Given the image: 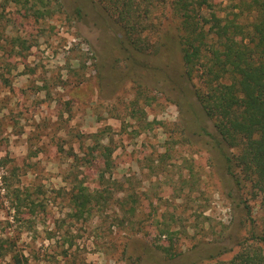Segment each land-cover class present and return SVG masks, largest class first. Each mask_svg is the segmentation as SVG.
I'll list each match as a JSON object with an SVG mask.
<instances>
[{
  "label": "rangeland",
  "instance_id": "rangeland-1",
  "mask_svg": "<svg viewBox=\"0 0 264 264\" xmlns=\"http://www.w3.org/2000/svg\"><path fill=\"white\" fill-rule=\"evenodd\" d=\"M171 1L149 31L159 48L178 36ZM99 2L0 0V264L230 260L263 231L264 197L237 189L200 133L214 129L178 46L134 67ZM248 2L211 0L246 25ZM84 188L98 194L79 212Z\"/></svg>",
  "mask_w": 264,
  "mask_h": 264
},
{
  "label": "trees",
  "instance_id": "trees-1",
  "mask_svg": "<svg viewBox=\"0 0 264 264\" xmlns=\"http://www.w3.org/2000/svg\"><path fill=\"white\" fill-rule=\"evenodd\" d=\"M98 4L119 28L120 53L134 67L149 57H161L167 64L178 46L182 77L201 84L193 90L195 103L214 129L208 134L202 127L200 133L212 137L218 161L234 186L239 189L245 181L264 197V0H249L253 20L248 25L222 17L211 0H172L169 9L178 21V36L160 48L149 42V31L155 28L153 21L161 20L157 13L165 0H100ZM99 148L92 153L98 154L96 167L106 173L111 152ZM85 191L73 198L79 212L91 203L92 192ZM250 242L230 260L216 257L213 264H264V229Z\"/></svg>",
  "mask_w": 264,
  "mask_h": 264
}]
</instances>
